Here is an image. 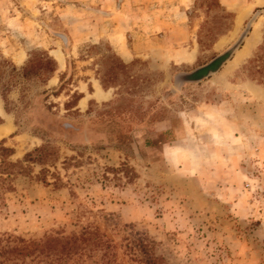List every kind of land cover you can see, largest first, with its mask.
Segmentation results:
<instances>
[{"label": "rangeland", "instance_id": "1", "mask_svg": "<svg viewBox=\"0 0 264 264\" xmlns=\"http://www.w3.org/2000/svg\"><path fill=\"white\" fill-rule=\"evenodd\" d=\"M183 1L0 0V55L56 64L0 96V142L35 159L0 200V264H264V0ZM254 13L230 64L174 85ZM49 236L77 242L29 251Z\"/></svg>", "mask_w": 264, "mask_h": 264}, {"label": "trees", "instance_id": "2", "mask_svg": "<svg viewBox=\"0 0 264 264\" xmlns=\"http://www.w3.org/2000/svg\"><path fill=\"white\" fill-rule=\"evenodd\" d=\"M218 3V0H217ZM219 4V3H218ZM256 13L250 18V21L247 22V25L240 35L237 42L232 46L225 49L222 52L214 53L211 55L207 61L199 63L196 66L185 71H178L174 76V85L177 87L181 86L184 83H194L200 82L203 79L210 77L212 74L218 72L222 65H224L228 60L231 59L236 49L242 44L243 38L246 36L251 21L255 19ZM264 56V53H258L254 58L250 59L249 62H255L257 59ZM116 57V56H115ZM117 58V57H116ZM118 59V58H117ZM119 66L124 68L126 65L120 60ZM56 69V64L54 60L48 55L44 50H34L30 53V58L25 65L17 67L12 64L9 60L5 59L0 55V96L6 102L7 94L11 89L17 84H22L33 77L38 78H47L51 73ZM45 92V91H43ZM37 152L43 154L44 148L36 149ZM14 154V149L4 145V142H0V200L3 201L4 194L13 189V179L17 175H22L27 173V167L23 165L25 161L35 160L33 153H26L21 160H13L12 155ZM22 241V240H21ZM23 242V241H22ZM77 239L74 238L69 242L66 240L62 242L59 238L56 237H46L42 241H35L31 245L29 251L38 250V252H43L45 248L50 247L54 249L56 253H67L70 252L75 246ZM27 245H22L17 248V250L27 249ZM148 260L145 264H159V261L162 260L160 256H154L149 253L148 250L144 251ZM60 258V257H59ZM58 258V260H59Z\"/></svg>", "mask_w": 264, "mask_h": 264}, {"label": "crops", "instance_id": "3", "mask_svg": "<svg viewBox=\"0 0 264 264\" xmlns=\"http://www.w3.org/2000/svg\"><path fill=\"white\" fill-rule=\"evenodd\" d=\"M186 2V0H184L183 1V3H185ZM231 5V6H230ZM226 6L227 7H234V8H236V14H235V17H237V15L240 13V12H242L243 11V9L244 8H247L248 6H251L250 7V9H249V11L244 15V17H243V19L241 20V24H242V22L244 21V19L251 13V11H252V9H253V5H251V3L250 2H246V4H244V5H234L231 1H229V3L228 4H226ZM184 14H185V12H184ZM239 23V24H240ZM244 44V43H243ZM124 45V44H123ZM243 46V45H242ZM120 49H121V42H120ZM124 50H125V47H124ZM238 51H240V50H238ZM126 52V51H125ZM238 53V52H237ZM236 53V54H237ZM127 54V53H126ZM236 54H234L233 56H232V58L227 62V64H230L231 63V61L233 60V58L236 56Z\"/></svg>", "mask_w": 264, "mask_h": 264}, {"label": "bare ground", "instance_id": "4", "mask_svg": "<svg viewBox=\"0 0 264 264\" xmlns=\"http://www.w3.org/2000/svg\"><path fill=\"white\" fill-rule=\"evenodd\" d=\"M251 37V36H250ZM252 42V41H251ZM246 49H247V46H245V48H244V50H243V52H240V54H238V56H237V58L235 59V61L236 60H238V59H240V57L244 54V52H246ZM241 51V50H240ZM58 59L60 60V62H62V59H61V57L58 55ZM96 96L97 97H101L102 95H103V93L99 90V89H97V91H96ZM0 110H1V108H0ZM8 127L7 126H2L1 128H0V134L1 133H3V132H7L8 131Z\"/></svg>", "mask_w": 264, "mask_h": 264}]
</instances>
